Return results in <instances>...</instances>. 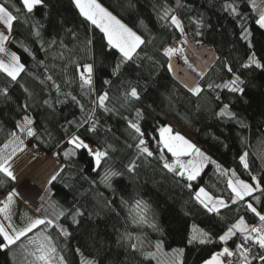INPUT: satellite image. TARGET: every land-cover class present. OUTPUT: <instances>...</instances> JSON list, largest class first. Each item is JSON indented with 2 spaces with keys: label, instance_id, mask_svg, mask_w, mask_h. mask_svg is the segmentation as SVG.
<instances>
[{
  "label": "trees",
  "instance_id": "16d2710c",
  "mask_svg": "<svg viewBox=\"0 0 264 264\" xmlns=\"http://www.w3.org/2000/svg\"><path fill=\"white\" fill-rule=\"evenodd\" d=\"M97 3L145 41L132 60L123 61L118 50L108 45L104 33L84 19L71 0H44L32 13H27L22 0H8L7 4L0 0L18 17L7 46L24 65L17 81L0 73V89H7V95L0 94V151L5 145L17 146L10 143L15 132L25 146L62 164L56 180L50 182V199L52 206L64 215L58 218L56 215L52 220L69 233L65 237L57 227L41 225L15 245L0 250V264H38L28 243L38 232L52 237L66 264H81L83 258L96 264H159L149 256L159 242L167 250L183 249V264H202L224 247L233 250L242 241L237 236L239 232L227 243L219 237L241 218L248 226L260 224L248 204L264 214V68L244 67L252 55L264 65V29L255 24L258 14L247 0H97ZM227 3H234L240 15L225 10ZM261 3L262 0H257L258 5ZM165 9L180 19L187 43H181L184 38L181 33L169 20L161 18ZM242 25L249 32L246 39L241 38ZM175 45L183 48V54L169 60L163 49ZM189 45L212 51L213 63L198 68ZM171 61L193 73L202 89L199 95L172 78ZM84 63L94 65L91 89L80 87L79 73L75 71L77 64ZM234 77L242 81L239 84L242 92L216 87ZM210 84L212 88L208 87ZM132 87L137 89L140 99L125 102V93ZM105 92L109 95L106 107L110 111L92 103ZM225 104L229 105L233 118L217 115ZM80 105L84 106V112ZM93 107V120L83 124ZM136 109L141 112L139 119ZM25 115L34 121L36 135L32 137L20 133L16 127ZM128 120L139 124L143 137L128 127ZM93 121L96 131H86ZM169 121L191 136L212 161L194 180L163 167L161 154L173 163L171 153L159 143L160 129ZM73 134L93 149L108 152L101 167L95 166L94 158L86 150L74 149L68 143ZM140 138L153 152L151 157L139 155L135 145ZM157 145L160 150H156ZM70 150L76 155L66 157L64 153ZM245 153L247 170L240 161ZM132 161L137 167L130 173L127 166ZM108 169L122 175L106 183L102 178ZM220 169L235 173L238 179L253 186L258 182L260 189L233 203L229 179ZM14 186V180L0 172V196ZM201 188L214 199H223L226 206L209 212L196 200ZM137 201H141L139 208ZM77 209L82 215L75 216L74 222ZM194 228L206 233L209 242L200 244L197 240L189 244ZM133 244L138 250L132 249Z\"/></svg>",
  "mask_w": 264,
  "mask_h": 264
},
{
  "label": "snow or ice",
  "instance_id": "6c2138e0",
  "mask_svg": "<svg viewBox=\"0 0 264 264\" xmlns=\"http://www.w3.org/2000/svg\"><path fill=\"white\" fill-rule=\"evenodd\" d=\"M8 3V0H5V4ZM23 7L27 11V13H32L34 8L37 6H41L44 3V0H22ZM76 8L79 9L80 14L89 21L92 25L96 26L100 29L101 32L104 33V36L107 38L108 45L118 50L120 55L123 57V61H130L133 59L134 54H136L137 49L140 45L144 44L145 41L136 34L132 29L128 28L126 25L121 23L111 12L102 7L97 0H73ZM247 3L251 5L254 12L258 14V19L255 20V24L258 25L260 29H264V0H262L261 4H257V0H247ZM14 7V6H13ZM225 10H230L233 15H240L237 11V6L234 3H227L224 5ZM17 12L20 11L19 8L16 9ZM162 19L169 20L170 24L175 27L181 33V36L184 37L181 40V43H187V39L185 36L184 26L182 25L178 16L174 14H170L168 9H165V14ZM18 19L12 12H10L4 4H0V24L4 25L8 31V35L4 32H0V53H6L5 44L9 42L10 35L13 30V24ZM242 34L241 38L246 39L249 35L247 27L242 25ZM35 35L39 37V31L35 32ZM197 35H200L197 32ZM51 43L55 44V41ZM87 43H91L88 41ZM27 51V48H25ZM9 57L8 62L4 60H0V73L6 74L7 77L11 79V81H17L20 73L24 71V65L20 62V58L15 53H6ZM183 54V48L179 47H165L163 49V55L168 57L169 60L177 55ZM249 63L245 64L244 67L248 68L251 65H255L256 68H264V65L260 63L255 58V55L250 56ZM122 61V62H123ZM73 63H75L73 61ZM117 70L120 67V64H117ZM191 67V66H190ZM75 71L79 73L80 87L83 89L87 86L91 89L93 84V71L94 65L89 63L77 64L75 67ZM228 71L231 72L232 69L229 67ZM49 80L52 79L51 76L47 77ZM240 81L239 77L231 80L229 83L224 85H217L216 87H224L227 88L231 92H242L243 90L239 87ZM104 83H109V81H104ZM209 88H212V85H208ZM57 92H59V85H56ZM193 94L199 95L202 89L199 85L192 87L190 89ZM0 94L7 95V89H0ZM67 95H71L70 93ZM125 102H130L131 100H139L140 95L135 87H132L129 92L125 93L124 96ZM219 99V97H216ZM72 100L79 104V101L75 96H72ZM109 100V95L107 92L98 95L97 100L93 101L94 105H97L104 109V111H110L109 108L106 107V101ZM48 104V101H45ZM51 106V105H49ZM81 111L84 112V106L80 105ZM95 112V107L91 109L86 114V119L83 121V124H87L89 121L93 120V114ZM135 114L137 119L141 118V112L139 109L135 110ZM220 117H228L233 118V113L229 111V105H223V108L217 113ZM127 120L128 118L125 117ZM34 121L27 115L22 118V123L17 122L16 127L20 133L25 134L27 137H32L36 135L35 129L32 127ZM83 124H80V127H83ZM128 127L132 129L136 134L140 137H143V133L141 128L137 122L132 120H128ZM86 131H96V124L93 121L90 128L86 129ZM13 140L10 143H15L17 145L16 148H13V153L17 150V148L22 149L24 145V141L20 139L19 136L15 132L12 134ZM135 139V137H134ZM160 144L163 145L164 148L168 150L175 157V161L173 163H169L164 159L163 154L160 155V159L164 161L163 167L167 169L169 172L176 173L180 177H185L187 180L191 181L196 179V177L200 174L201 170L205 166V163L208 162L209 158L204 155L203 152L195 145L190 143L187 139H185L179 133L173 134L172 129L170 127L161 128L160 129ZM68 143L73 146L74 149H82L86 150L89 155L94 158L95 166L97 168L102 166V161H106L108 158V152L98 149H93L89 143L85 142L84 139H81L79 135L73 134L71 138L68 140ZM8 145H5L7 148ZM111 147V145H109ZM131 147V145H129ZM137 149H139V155L146 154L151 157L153 152L149 151L146 146V141L143 138L138 140V143L135 145ZM3 156L0 155V172L4 173L8 177H12V172L10 171L9 161L11 159V155ZM64 155L67 157L69 155H76L74 150H70L65 152ZM139 155L137 159H139ZM181 156H194L195 159H190L187 162H182L179 158ZM247 153L241 155L240 161L243 164L244 168L247 170L249 165L247 163ZM214 163V162H213ZM137 165L135 161H132L127 166L128 172H134ZM217 167H219L217 165ZM179 169V171H177ZM52 176V180H56L57 176ZM122 175L119 172L112 171L108 169L105 171L103 176L104 182H110L112 177ZM235 176V173H233ZM253 181H256V177H252ZM228 187L231 188L232 193H234V198L232 200L233 203H236L238 200H243L246 196H251L252 193L256 190L260 189V184L257 182L255 186L244 182L243 180H228ZM16 192H10L3 201H0V204L3 206L0 207V214L3 215L4 220L8 221L7 225L0 223V237H2V241H0V250L7 249L11 245H15L17 241H20L22 237L28 235V233L32 232L34 229L38 228L41 225H44L45 228L49 226L57 227L60 234L67 237L69 233L61 226L54 225V221L51 219L38 218V219H29L28 223L22 227L17 228L11 220V212L10 206L13 202V197L16 195ZM196 200H198L205 208L208 209L209 212L218 211L221 206H226L225 201L223 199H214L210 196L205 189L201 188L196 194ZM137 208L141 206V201H137ZM212 205L211 207L209 205ZM55 207V205H53ZM247 208L255 213L258 217L260 224L258 226H248L244 219H239L235 224H233L224 235L219 237L221 242L227 243L237 232L241 234L242 241L235 245V252L230 250L228 247H224L222 251L217 252L212 255L210 259L205 261V264H252L253 260L258 261V264H264V214L257 212L256 208L253 207L252 204H248ZM57 218L59 216H63L64 212L60 211L56 213ZM82 215L79 209L76 210L75 215L73 216V220L75 222V216ZM140 220H144V216H140ZM134 222L135 218H134ZM199 241L200 244H204L209 242L207 240V234L200 232L198 229H193V234L188 240L189 244H192L194 241ZM31 245H34L35 251L31 252V255L36 257V261L38 264H66V260L64 256H60L57 253V248L52 241V237L47 234H41L38 237L31 238L28 242ZM133 250H138V246L136 244L131 245ZM159 248V245H157ZM175 257L173 258L172 264H183L181 257L183 256V249L174 250ZM238 254L237 260L233 261L229 259L228 261L222 260V257L232 258L234 255ZM81 264H94L93 261L89 260H81Z\"/></svg>",
  "mask_w": 264,
  "mask_h": 264
},
{
  "label": "crops",
  "instance_id": "0c3cea01",
  "mask_svg": "<svg viewBox=\"0 0 264 264\" xmlns=\"http://www.w3.org/2000/svg\"><path fill=\"white\" fill-rule=\"evenodd\" d=\"M71 1L73 3V0H71ZM74 6H75V4H74ZM75 8H76V6H75ZM76 9L79 12V9L78 8H76ZM79 14H80V12H79ZM106 40H107V38H106ZM167 125L168 126L172 125V127H174L173 125H175V123L173 121H169V123ZM190 138H191L192 142L195 144V141L193 140V138L191 136H190ZM159 141H160V133H159ZM195 146L197 147L196 144H195ZM162 147H163V145H162ZM34 158H35V155H34V151H33L32 155L28 159V162L29 161L32 162L34 160ZM36 158H38V157H36ZM50 159H53V161L49 162ZM211 162L212 161L209 159L208 162L205 163V165L208 163H211ZM45 166L48 167V174L45 176L46 181L48 179H51L53 175H56L59 172V170L62 168V164L58 160H56L54 158H48L44 162L40 161L31 171L26 173L20 179L14 181L15 186L13 187V189L10 192H13V191L16 192L17 193L16 195H17V197H19V199L17 198V201L13 199V202L10 206V212H11L12 223L17 228L24 227L28 223L29 219L34 220V219H38V218H45V219H51L52 220L53 218H56V211L49 210L46 207L47 205H50V206L52 205L51 199H50L51 193L48 192L46 188L44 190H41L40 184H38V182L35 180H30V177L32 175H28L31 172L35 173V172L39 171L40 169H42ZM220 171L228 179H231L233 181L238 179L236 176H233L232 172H230L228 170H221L220 169ZM185 177H186V175H185ZM50 181H52V179ZM10 192H8L4 196H0V201H3ZM45 197H47V202L44 199ZM2 206L3 205L0 204V207H2ZM209 206L211 207L212 205L210 204ZM223 207L224 206H221L219 208V210L222 209ZM17 212L18 213L20 212L22 214V216L19 217ZM214 212H217V211H214ZM30 213H31V215H30ZM23 216L26 217L27 219L24 218ZM0 223L4 224L5 226L8 223V221L4 220V217L2 214H0ZM36 234H42V232L35 233L34 235H36Z\"/></svg>",
  "mask_w": 264,
  "mask_h": 264
},
{
  "label": "rangeland",
  "instance_id": "374dc122",
  "mask_svg": "<svg viewBox=\"0 0 264 264\" xmlns=\"http://www.w3.org/2000/svg\"><path fill=\"white\" fill-rule=\"evenodd\" d=\"M0 32H4L6 35H8L7 29L2 24H0ZM172 47H179L180 48L179 45H175V46H172ZM5 49H6V53H14L7 46V43L5 44ZM6 53H0V60H4L5 62H8L9 57H8V55ZM234 79H236V77H234L233 80ZM173 126L174 127H172V125H169V126L166 125L164 128L170 127L172 129V133L173 134L179 133L185 139H187L190 143H192L193 145H195L192 142L190 136L188 134H186V132H184L183 130L179 129L175 125H173ZM16 147L17 146H12V145L11 146L9 145L7 148L4 147L3 150L0 151V155L8 156L9 154H12L13 153V148H16ZM33 151H34V155H35V149L24 145L22 149L17 148V150L15 151V153L11 155V159L9 161V165H10V171L13 174L11 178L14 181L20 179L26 173H28L29 171H31L40 161L41 162H44V161H46L48 159V157L45 158V156H37V155H35L34 160L32 162L31 161L28 162V159L32 155ZM36 157H38V158H36ZM175 159L176 158L173 157V162L175 161ZM179 159L182 162H186L187 160L195 159V157L194 156H181ZM51 161H53V159H50L49 160V162H51ZM32 173L33 172H31V173L28 174V175H32L30 177V180L37 181L38 184H40L41 190H44L46 188L47 191L51 193V189H50V182H51L50 180L51 179H48L47 181L45 180V176L48 174V167L45 166L42 169H40L39 171H37V172H35L33 174ZM17 198L19 199V197H17V195H15L13 197V199L16 200V201H17ZM44 199L47 202V197H45ZM46 207L49 210L56 211V213L59 212L58 209H56L52 205L51 206L50 205H47ZM17 214L19 215V217L22 216V214L20 212L19 213L17 212ZM30 215H31V213H30ZM24 218H26V217H24ZM40 235L41 234H36L32 238L38 237ZM157 245H159V248H157V246H156V249L152 253H150L149 256L151 258H153L155 261H157L159 264H172L173 258L175 257L174 250L179 249V248H174V249L167 250V249H165L162 246V244L160 242L157 243ZM31 249H32V252L35 251L34 245H31ZM222 250L223 249H221L220 251H222ZM220 251H217V252H220ZM216 253H214V254H216ZM83 259L84 260L92 261L91 259H88V258H83ZM181 260H182V257H181ZM94 264H96V263L94 262ZM202 264H205V262H203Z\"/></svg>",
  "mask_w": 264,
  "mask_h": 264
},
{
  "label": "water",
  "instance_id": "95a60500",
  "mask_svg": "<svg viewBox=\"0 0 264 264\" xmlns=\"http://www.w3.org/2000/svg\"><path fill=\"white\" fill-rule=\"evenodd\" d=\"M189 48L198 65L208 67L213 63L215 55L212 51L206 48H197L192 45H189ZM169 69L172 78L187 90L191 91L190 89L198 84L197 78L193 73L185 70L183 65L171 61L169 63Z\"/></svg>",
  "mask_w": 264,
  "mask_h": 264
},
{
  "label": "built area",
  "instance_id": "2783aa9c",
  "mask_svg": "<svg viewBox=\"0 0 264 264\" xmlns=\"http://www.w3.org/2000/svg\"><path fill=\"white\" fill-rule=\"evenodd\" d=\"M160 149H161V147L159 145H157L156 146V150H160ZM35 155H37V156H44L38 150H35ZM45 158H46V156H45ZM237 236H238L239 239L241 238V234L240 233H237ZM233 251L235 252V247H234ZM237 258H238V254L234 255L232 258H229V257L225 256V257H223V260L224 261H228L229 259L236 260ZM252 264H258V261L252 262Z\"/></svg>",
  "mask_w": 264,
  "mask_h": 264
},
{
  "label": "flooded vegetation",
  "instance_id": "af4514ba",
  "mask_svg": "<svg viewBox=\"0 0 264 264\" xmlns=\"http://www.w3.org/2000/svg\"><path fill=\"white\" fill-rule=\"evenodd\" d=\"M196 64H197V63H196ZM197 67H198V68H202V66H201V65H198V64H197Z\"/></svg>",
  "mask_w": 264,
  "mask_h": 264
}]
</instances>
